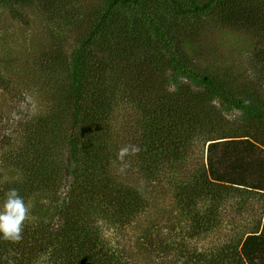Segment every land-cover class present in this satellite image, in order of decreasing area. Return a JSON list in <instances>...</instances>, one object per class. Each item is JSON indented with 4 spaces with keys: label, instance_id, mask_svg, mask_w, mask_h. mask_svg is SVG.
I'll return each instance as SVG.
<instances>
[{
    "label": "trees",
    "instance_id": "trees-1",
    "mask_svg": "<svg viewBox=\"0 0 264 264\" xmlns=\"http://www.w3.org/2000/svg\"><path fill=\"white\" fill-rule=\"evenodd\" d=\"M71 1L42 0L49 24L70 17L83 28L63 70L65 96L25 135L30 144L34 133L39 150L7 159L23 176L0 184V203L16 188L33 218L19 243L0 239V264L5 256L15 264H140L141 254L151 264L171 249L181 264H264V0H99L88 9ZM165 9L174 19L212 10L220 25L256 35L251 80L211 63L217 49L208 47L202 24L170 31ZM215 100L239 115L219 114ZM122 102L136 111L127 143L111 126ZM128 144L141 150L126 157L132 174L124 178L117 152ZM159 173L175 175L173 197L187 226L177 224L181 238L172 242L141 224L131 253L106 228L123 229L148 211L151 196L129 178L155 181ZM252 195L261 198L258 217L239 237L209 251L187 246L188 233L208 231L228 203L242 207Z\"/></svg>",
    "mask_w": 264,
    "mask_h": 264
},
{
    "label": "rangeland",
    "instance_id": "rangeland-1",
    "mask_svg": "<svg viewBox=\"0 0 264 264\" xmlns=\"http://www.w3.org/2000/svg\"><path fill=\"white\" fill-rule=\"evenodd\" d=\"M71 2L75 6L82 3L84 8L88 9L101 1ZM44 6L46 5H42V0L19 4H8L7 1L0 0V184L8 179H22L23 174L19 167L15 169L13 161L7 162L9 157L15 159L28 150L29 152L39 150L33 140L34 133L30 137L31 146L27 143L29 139H26L25 135L32 129L33 123L42 119V115L53 101L65 96L63 70L76 48L80 35L78 29L83 28L78 27L79 24L70 17L66 22L58 16L53 24H49L43 13ZM160 12H164V18L170 22L168 24L170 31L175 26L181 31H186V28L202 24L206 27L205 42L211 50L217 49L211 57V63L242 73L246 79L251 80L252 72L247 69V57L256 35L249 33L248 29L239 25H220L216 19L217 14L212 10L203 14L176 16V19L171 9ZM150 13H153L152 10ZM123 104L125 102L119 103L114 109L111 126L117 133L119 132L124 143H127L128 137L124 135V131L127 130L130 125L128 122L136 115V111L132 106ZM214 106L219 114L226 118L233 119L236 114L239 115L237 111L229 109L227 111L219 100L214 101ZM235 126L238 128L237 132H241L237 122ZM188 155L191 165L198 163L199 156L194 153V149H191ZM124 174V178L129 177L132 171L127 169ZM183 176L184 172L179 177ZM156 177L155 181L145 180L142 174L129 178L133 186H139L145 194L151 196L149 209L139 215L132 225L123 229L110 227L105 231V236L109 240L112 242L115 239L120 240L121 246L131 253L136 252L137 236L143 226L154 225L159 233L161 231V234L172 242L173 238H176L175 240L181 238L177 235L180 229L177 224L187 226L173 197L172 182L175 175L159 173ZM67 183V179H64L60 188L61 194L67 190ZM260 200L257 195H252L242 207H236L234 201L233 204L228 203L212 228L202 234H193L194 236L188 233V238L191 239H188L187 246L200 252L209 251L239 237L247 228L249 220L258 217ZM158 258L151 264H181L173 249L167 256ZM139 262L148 263V257L141 254Z\"/></svg>",
    "mask_w": 264,
    "mask_h": 264
},
{
    "label": "clouds",
    "instance_id": "clouds-1",
    "mask_svg": "<svg viewBox=\"0 0 264 264\" xmlns=\"http://www.w3.org/2000/svg\"><path fill=\"white\" fill-rule=\"evenodd\" d=\"M138 145L128 144L119 148L117 160L120 161L119 171L125 172L130 166L126 159L140 152ZM31 203L27 202L16 188H9L4 192V199L0 204V239L19 243L23 239L25 224L32 220ZM6 264H15L10 256L4 257Z\"/></svg>",
    "mask_w": 264,
    "mask_h": 264
}]
</instances>
